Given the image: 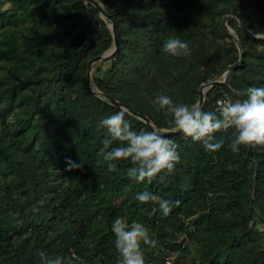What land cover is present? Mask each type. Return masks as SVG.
Returning <instances> with one entry per match:
<instances>
[{
    "label": "trees",
    "instance_id": "16d2710c",
    "mask_svg": "<svg viewBox=\"0 0 264 264\" xmlns=\"http://www.w3.org/2000/svg\"><path fill=\"white\" fill-rule=\"evenodd\" d=\"M99 2L111 20L89 0H0V264H40L39 251L117 264V216L144 224L157 241L141 244L146 264H264V144L233 151L234 127L214 133L224 140L215 151L180 132L164 135L177 144L180 161L151 183L137 182L128 175L136 166L130 158L107 169L98 154L106 130L97 127L121 109L113 98L146 115L159 133L173 130L151 99L198 102L200 86L240 59L235 37L243 63L227 84L206 92L202 109L264 87V0ZM226 16L253 35L234 21L229 34ZM111 22L120 48L95 63L92 90L88 64L114 48ZM170 37L187 42L190 54L165 55ZM125 119L151 131L128 111ZM144 190L168 199L169 214L136 201Z\"/></svg>",
    "mask_w": 264,
    "mask_h": 264
},
{
    "label": "clouds",
    "instance_id": "9594fccd",
    "mask_svg": "<svg viewBox=\"0 0 264 264\" xmlns=\"http://www.w3.org/2000/svg\"><path fill=\"white\" fill-rule=\"evenodd\" d=\"M161 51L173 57L190 54L188 43L176 37L165 39ZM238 96L240 98L225 96L217 100L215 111H204L198 102H174L166 94L155 95L150 102L158 111H164L173 131L200 142L206 151L219 150L224 145V140L214 135L217 130L234 127L230 147L233 151H239L240 145L264 144V87L249 86L240 90ZM126 112V108H121L102 118L97 125L106 130L98 154L106 162L107 169L112 171L116 167L115 161L130 158L136 166L128 170V175L137 182L147 178L151 183L158 173H171L180 161L177 144L156 130L133 129L125 119ZM116 140L124 142L123 145L111 147ZM70 166L81 165L70 162ZM134 199L140 203H156L164 215L171 211L172 205L168 199L157 197L148 190L137 192ZM111 230L116 237L117 264H146L141 244L155 247L157 241L150 236L144 224L117 216L111 222ZM37 255L40 264H83L82 258L75 252L70 257L49 258L44 251H39Z\"/></svg>",
    "mask_w": 264,
    "mask_h": 264
},
{
    "label": "water",
    "instance_id": "95a60500",
    "mask_svg": "<svg viewBox=\"0 0 264 264\" xmlns=\"http://www.w3.org/2000/svg\"><path fill=\"white\" fill-rule=\"evenodd\" d=\"M89 1H91L94 4V6L100 11V13L102 14L103 17L111 20L110 14L106 11V9L103 7V5L99 1H97V0H89ZM229 21L236 22L247 33L253 35V33L245 25H243L235 16H226L222 20V24H223L225 30L229 34H231L232 36H234L233 31L230 29V27L227 24ZM111 26H112L111 28H112L113 38H114V48L112 50H109L108 52H106L103 55H100V56H97V57L90 59L89 64H88L87 81H88V86L91 89H92V87H91V74H92L93 65L96 62H100L102 60H106V59L113 57L119 51V48H120V37L118 34V28H117L116 24L112 23V22H111ZM259 37L264 38V36H259ZM235 40L238 43V47H239V51H240V59L237 62H235L234 64L230 65L228 68H226L225 71L223 72V74L219 78L211 80L210 82L200 86V88H199L200 97H199L198 103L201 105V107H203L204 101L206 100V92L214 86H217L220 84H227L226 80H227L228 74L234 68L238 67L239 65H241L243 63L244 53H243L242 47L238 41V38L235 37ZM109 99H110L112 105L119 107V108H126L129 113L133 114L134 116H137L138 118H140L141 120L146 122L151 130H156L155 126L151 123V120L146 115L139 113L135 109L123 104L122 102H120L116 99H113V98H109ZM175 132L176 131H173V130H167L161 134L162 135H168V134H173ZM251 149H252V146H250V150Z\"/></svg>",
    "mask_w": 264,
    "mask_h": 264
},
{
    "label": "rangeland",
    "instance_id": "374dc122",
    "mask_svg": "<svg viewBox=\"0 0 264 264\" xmlns=\"http://www.w3.org/2000/svg\"><path fill=\"white\" fill-rule=\"evenodd\" d=\"M99 1H101V0H99ZM110 27H112L111 26V23H110V25H109ZM231 29V28H230ZM235 33L233 32V35H234ZM100 62H98V64H99ZM97 67V65L96 64H94L93 65V67H92V72L94 71V69ZM222 79V78H221Z\"/></svg>",
    "mask_w": 264,
    "mask_h": 264
},
{
    "label": "built area",
    "instance_id": "2783aa9c",
    "mask_svg": "<svg viewBox=\"0 0 264 264\" xmlns=\"http://www.w3.org/2000/svg\"><path fill=\"white\" fill-rule=\"evenodd\" d=\"M224 97H225V96H221V97H219L217 100L222 99V98H224ZM217 100H216V101H217Z\"/></svg>",
    "mask_w": 264,
    "mask_h": 264
}]
</instances>
